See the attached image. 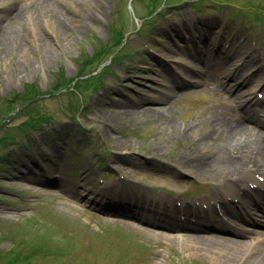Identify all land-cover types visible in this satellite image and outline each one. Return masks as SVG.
<instances>
[{
  "label": "rangeland",
  "instance_id": "obj_1",
  "mask_svg": "<svg viewBox=\"0 0 264 264\" xmlns=\"http://www.w3.org/2000/svg\"><path fill=\"white\" fill-rule=\"evenodd\" d=\"M35 1L0 0V26L12 32L0 55V264H252L214 260L174 231L99 209L128 203L155 223L177 216L195 228L187 235L239 238L181 222L192 206L219 229L226 198L232 228L249 230L247 240L264 232L238 219L256 209L251 201L220 197L225 181L249 172L230 175L233 148L216 129L244 120L239 159L252 153L254 131L264 134L248 116L264 100V0H109L102 9L52 0L59 14L32 8L10 20V4ZM252 83L261 96L240 104Z\"/></svg>",
  "mask_w": 264,
  "mask_h": 264
},
{
  "label": "bare ground",
  "instance_id": "obj_2",
  "mask_svg": "<svg viewBox=\"0 0 264 264\" xmlns=\"http://www.w3.org/2000/svg\"><path fill=\"white\" fill-rule=\"evenodd\" d=\"M61 2V0H58ZM98 2L97 6L102 9L106 6V3L109 0H96ZM11 8V11H14L12 13V17L10 20L13 22L18 20L23 13H29L32 8L35 10L42 9L44 7H49L50 10L54 14H59V10L55 7L54 2L52 0H37L34 2V4H31L30 6H24V7H19L15 8V5L10 4L9 6ZM8 9V8H7ZM10 26H0V55L4 52V45H5V40L7 36H11L12 32L9 28ZM208 35L206 34L205 37ZM204 44L203 40L201 42ZM210 47H208L209 49ZM223 53L224 56L228 57V52H225L223 50H218V52ZM257 67L254 69L256 70ZM251 72V71H250ZM249 72V73H250ZM248 73V74H249ZM235 80L237 77L234 78ZM239 79V78H238ZM242 82V79H239L236 81L235 84L237 86H240ZM258 84L252 83L248 86L247 91L245 93H242L237 97V101L239 103H242L243 105H247L249 103H254L255 102V95L254 92L258 88ZM264 106V105H263ZM249 117H252L253 119L257 120V115L255 113L253 114H248ZM215 123V122H214ZM216 126H217V131L222 133V136L227 140L228 144H230V149L233 148L232 150H229V155L225 159L224 163L226 165H229L228 167L230 168V175L232 174H238L242 172L243 169H246V172H249L247 174H244L243 172L241 175H239L236 179L234 180H228L225 181L222 184V190L220 194V197L229 195L231 197H237L239 201L241 202L242 199L244 198V201H251L252 205L256 206V211L261 208V205L264 203V195L260 193V187L264 186V181L260 182L256 179L255 173L257 172L258 168H256L258 162H262L260 166H264V134L261 133V131L255 130V144L253 151L250 155H244L243 157L236 158L233 157V152L235 154H240L243 152L244 148L247 146V141L243 139V132L245 130V122L242 118H237L236 120L233 121H227V120H218L216 121ZM246 142V143H245ZM233 144V145H232ZM153 159H155L154 156H152ZM141 166V165H140ZM210 166V165H209ZM216 167L210 168L206 167L205 169L202 170V172L209 174L211 176H214L213 174H216L215 169ZM245 172V173H246ZM254 182L257 184V188L254 190H251L248 188L246 185L247 183ZM243 185V186H241ZM83 185L81 182H77L75 184V189H80L82 188ZM260 195L261 200L255 202L253 200V197ZM216 200L218 199V196H215ZM247 199V200H246ZM220 206L225 210L226 212H231L232 210L230 209L229 206L226 205V198L224 200H218L217 201ZM261 203L260 205L258 203ZM241 205V204H240ZM237 206V205H236ZM254 206V207H255ZM114 210H105V212L109 215H116ZM258 210L257 212H259ZM248 214H251V211L247 212ZM183 221L192 223L189 220L191 217H194V223H201L202 222H216L217 219L213 217L212 213H209L208 215H203L200 210L197 207H189L185 209L183 212ZM211 214V215H210ZM126 216H129L131 218L137 219L141 223H148L151 226H155L158 228H165V229H171V231H174L175 234L173 235L174 238H177L178 240L182 241V246L185 248H190L194 250H203L207 249L208 253L210 256L217 261H224V262H232L234 260H237V262H250L252 264H255L257 262H260V264H264V234L260 235L256 239H250L247 240L244 237H246V234H249L250 232L247 230H240L236 231L235 228H232L233 226L230 224H227V222L220 223L219 230L220 231H229L230 233L236 234L240 236L239 238H227V237H219L216 235H210V236H203V235H193L189 234L187 235L186 232L195 230L193 227H187L183 228L180 226L178 221L180 220L179 218L177 219V216L170 215L166 217V220L169 221L168 224H163V223H155V219L152 217H145V216H136L133 214H125ZM228 215V213H226ZM258 215L262 218L264 217V214H259ZM222 217V216H221ZM228 220L230 217H227ZM239 219L242 221V219L239 217ZM250 219V218H249ZM253 222H256V219L252 217L251 219ZM200 230V229H198ZM200 230V231H204ZM210 251V252H209ZM251 258V259H250ZM236 263V262H235Z\"/></svg>",
  "mask_w": 264,
  "mask_h": 264
},
{
  "label": "trees",
  "instance_id": "obj_3",
  "mask_svg": "<svg viewBox=\"0 0 264 264\" xmlns=\"http://www.w3.org/2000/svg\"><path fill=\"white\" fill-rule=\"evenodd\" d=\"M161 2H162V1H160V4H161ZM153 6L155 7V4H152V2H151V7H153ZM81 69H82V68H80V70H81ZM74 85H75L74 87H76L77 83L74 84ZM14 100H15V99H14Z\"/></svg>",
  "mask_w": 264,
  "mask_h": 264
}]
</instances>
